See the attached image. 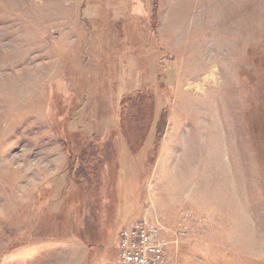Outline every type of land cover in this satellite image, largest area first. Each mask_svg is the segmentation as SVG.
I'll return each instance as SVG.
<instances>
[{
	"label": "rangeland",
	"instance_id": "rangeland-1",
	"mask_svg": "<svg viewBox=\"0 0 264 264\" xmlns=\"http://www.w3.org/2000/svg\"><path fill=\"white\" fill-rule=\"evenodd\" d=\"M146 211L161 264H264V0H0V264Z\"/></svg>",
	"mask_w": 264,
	"mask_h": 264
},
{
	"label": "crops",
	"instance_id": "crops-1",
	"mask_svg": "<svg viewBox=\"0 0 264 264\" xmlns=\"http://www.w3.org/2000/svg\"><path fill=\"white\" fill-rule=\"evenodd\" d=\"M146 214L144 213L143 217L152 220V214L149 211H146ZM85 238L84 231L71 232L64 237V241H47L38 247L31 244L15 250L13 264H121L117 256V246L109 249L99 246V242L86 241Z\"/></svg>",
	"mask_w": 264,
	"mask_h": 264
},
{
	"label": "built area",
	"instance_id": "built-area-1",
	"mask_svg": "<svg viewBox=\"0 0 264 264\" xmlns=\"http://www.w3.org/2000/svg\"><path fill=\"white\" fill-rule=\"evenodd\" d=\"M134 228H125L120 240L119 258L122 264H161L164 244L157 240L158 228L145 217Z\"/></svg>",
	"mask_w": 264,
	"mask_h": 264
},
{
	"label": "trees",
	"instance_id": "trees-1",
	"mask_svg": "<svg viewBox=\"0 0 264 264\" xmlns=\"http://www.w3.org/2000/svg\"><path fill=\"white\" fill-rule=\"evenodd\" d=\"M85 151H86V150H85ZM85 151H84V152H85ZM72 156H73V154L70 152V157H72Z\"/></svg>",
	"mask_w": 264,
	"mask_h": 264
},
{
	"label": "bare ground",
	"instance_id": "bare-ground-1",
	"mask_svg": "<svg viewBox=\"0 0 264 264\" xmlns=\"http://www.w3.org/2000/svg\"><path fill=\"white\" fill-rule=\"evenodd\" d=\"M147 220V219H146Z\"/></svg>",
	"mask_w": 264,
	"mask_h": 264
}]
</instances>
